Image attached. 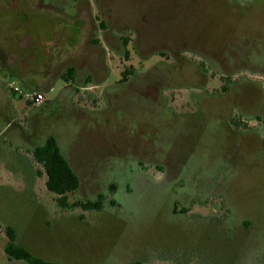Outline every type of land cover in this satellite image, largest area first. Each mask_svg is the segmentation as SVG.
<instances>
[{"label":"rangeland","instance_id":"374dc122","mask_svg":"<svg viewBox=\"0 0 264 264\" xmlns=\"http://www.w3.org/2000/svg\"><path fill=\"white\" fill-rule=\"evenodd\" d=\"M258 13L259 21L250 26L255 34L239 51L235 48L241 57H232L237 67H254L253 71L239 70L231 76L233 80L245 78L238 81L239 98L218 95L224 77L217 67L191 79L199 88L164 91L167 104L176 114L187 110V105H193L194 111L212 104L220 107L219 112L206 109L184 118L190 128L183 134L181 129L161 137L160 131L155 135L146 133L152 143L144 142L138 125L146 122L140 125L144 131L157 129L147 127L154 124L148 117L143 120L138 105H133L138 103L135 96L118 97L113 106H108L111 102L106 86L113 84L120 70L129 64L140 67L142 56L134 50L128 59L107 50L109 72L98 77L104 81L95 85L90 79L85 84L90 89L76 91L74 103L84 110L91 109L90 114L79 119L71 105L64 104L62 114L60 107L57 113H51L57 115V120L49 115L40 120L42 125H55L52 132L81 178V187L68 194L67 201L101 193L104 200L99 211L61 208L56 196L46 190L45 175L39 173L42 167L27 148H10L9 138L1 136L0 261L6 259L4 227L10 225L19 244L35 256L57 264H263L264 127L258 130L256 126L264 125V121L250 117H264V7ZM10 17L6 13L0 19V39L7 47L13 30ZM51 28L44 21L34 23L28 28L30 49L21 52L26 71L45 76L48 69L51 72L47 76L55 78L57 68L46 66L49 41L54 37ZM74 31L73 26H63V42H74ZM142 53L149 55L144 61L146 67L160 59L156 52H149V47ZM185 54L195 62L192 64L199 62L189 52ZM3 73L1 69L0 79L7 83L5 90L9 95L0 92V123L6 118L21 120L28 114L30 104L24 96L11 95L9 91L14 85L25 91V83L20 77ZM141 80L136 79L133 84ZM64 86V79L56 78L52 90L44 91L45 98L53 101ZM233 102L238 108L232 112L247 121V128L228 125L225 117ZM124 104L127 110L123 112ZM130 116H135L136 122L131 123ZM117 122L119 130H126L125 135L115 133ZM131 126L137 134L129 133ZM176 134L178 137H174ZM141 145L157 150L158 157L127 152ZM138 160L159 163L161 169L150 164L138 166ZM87 179H93V187Z\"/></svg>","mask_w":264,"mask_h":264},{"label":"flooded vegetation","instance_id":"af4514ba","mask_svg":"<svg viewBox=\"0 0 264 264\" xmlns=\"http://www.w3.org/2000/svg\"><path fill=\"white\" fill-rule=\"evenodd\" d=\"M10 2L14 3L16 10L25 5L35 8L36 12H39L45 18L44 22L51 25L54 34V37L49 41L50 48H48L47 53L50 54V58L46 66L57 68V76L49 78L47 75L51 71L48 69L45 70V76L27 71L19 76L25 83V91L34 92L38 88L44 87L45 84L41 82L42 80L52 83L58 77L63 78L64 81L69 80L68 84L63 87L53 101H48L46 98L39 104L29 101V112L26 117L21 120L14 117L6 118L0 123V128L3 129L2 137L9 138L11 141L10 148H27L31 155L34 149L43 146L50 136L55 138L60 152L64 155L56 134L52 132L56 129L55 125H42L40 120L43 117H48V115L52 117L51 113H57L59 107L62 114L64 104L71 105L72 110L78 114L77 118L79 119L92 112L91 109L84 110L80 105L74 103L73 96L78 89H90V87L85 86L87 82H90V79L96 82L95 85H99L104 81V78L98 77L103 72H109L106 58L107 50H111L113 53L122 55L123 58L127 59L130 52L134 50L135 54H141L143 58H141L139 69L133 68L131 64L122 68L119 78L110 86H106L105 89L109 92L108 96L111 102L108 106H113L118 97L135 96V100H138V103L133 105H138L143 120L148 117L151 122L149 123L154 124L152 127L149 125L147 127L157 129L144 131L140 125L146 124V122L139 124L138 133L142 136L144 142L152 143V139L147 137L146 133L155 135L157 131H160L159 136L161 137L168 131L176 133L181 129V134H183L190 128L189 121L184 118H189L194 113H202L206 109L211 110L213 113L219 112L220 107L218 105L212 104L210 108L199 106L195 111L191 109L193 105H187V110L181 112V114H176L172 107L167 104L169 99L164 91L180 88H199L200 85H195L191 79L196 75H206L207 72H212L217 67L224 77L222 84L219 86L218 95L228 96L230 94L235 99L239 98L237 89H241V85L238 81L243 82L245 78L242 76L240 80H233L231 76L239 70L253 71L254 67H237L232 57L234 59L241 57V54L236 52L235 48L239 51L243 44L249 43L255 34L250 26L252 23L259 21L258 14L260 13H258V10L264 7V0H0V19L6 13L11 14V17H13V12L9 8ZM14 13L16 14V12ZM66 24L79 27V34L72 43L63 42L64 40L60 35V29ZM137 44L140 51L135 49ZM148 47L149 52H156L160 59L146 67L144 61L149 55H144L142 51ZM27 49H30V47ZM186 52L197 57L199 62L196 65L192 64L195 62L185 54ZM31 56L29 55V57ZM250 56H253V54ZM140 78H142L141 81L133 84L136 79ZM28 79L33 82H28ZM78 83H82L83 86H77ZM5 89L0 86V92L5 91L4 93H7ZM114 91L117 92L116 95ZM9 93L11 95L15 94L12 88ZM261 93L264 95L263 90ZM130 103L129 101L127 106ZM123 106L124 112V110H127L126 104ZM234 108H238L236 104L231 108L230 114L225 117L228 125H235V127L243 125L247 128V121L232 112ZM54 116L52 118L56 119L57 115ZM179 117L184 120H181V122H178V120L173 121V119ZM250 117L255 121L258 119L264 121V117L259 114L250 115ZM123 122L125 121L123 120ZM130 122H136V117L130 116ZM116 124L115 133H126V130L121 131V129H118L120 127L118 122ZM256 127L261 130L264 125L259 124ZM230 130L232 131L233 128ZM136 131L132 126L129 127V133L134 132L137 134ZM159 136L156 137V140L159 139ZM237 136L240 137L241 134L237 133ZM174 137H178V135L176 134ZM261 139L264 140V138ZM121 148V150H124V145ZM145 148L141 145L139 148L127 152L133 151L136 154L141 153L143 155L153 154L158 157L157 150ZM108 149L110 148H107V151H109ZM73 152L71 149L72 157L74 156ZM64 157L79 180L77 188L70 192L74 193L81 187L82 181L79 174L74 170L72 161L65 155ZM146 164L153 165L156 170L161 169L159 163H146L145 160H138L136 163L138 166H145ZM87 180L90 187H93L95 184L93 179ZM46 190L49 191L47 188ZM54 195L57 202L58 195ZM99 196H102L103 207L104 197L101 193H97L93 198L87 197L84 200L75 199L74 201L94 202ZM57 204L61 208L79 207L84 211H99L97 209H83L80 206L68 205L63 207L58 202ZM8 226L10 225L4 227L6 241L3 244V252L6 259L0 261V264H18L19 262L29 264L23 259L9 257L5 253L4 246L8 241L5 228ZM16 243L24 247L17 242V238ZM39 258L52 262L42 257Z\"/></svg>","mask_w":264,"mask_h":264},{"label":"trees","instance_id":"16d2710c","mask_svg":"<svg viewBox=\"0 0 264 264\" xmlns=\"http://www.w3.org/2000/svg\"><path fill=\"white\" fill-rule=\"evenodd\" d=\"M32 156L34 161L42 167V171L39 173L45 175L46 188L58 195L57 202L61 206H80L83 209L97 210L102 208V196H99L94 202L74 201L71 204L67 202V194L73 192L77 188L79 180L75 172L69 166L64 155L60 152L54 137L50 136L43 146L35 148L32 152ZM5 233L8 237V241L4 246V251L9 257L23 259L29 264H56L43 260L33 255L26 248L18 245L16 243L15 232L10 226L5 228Z\"/></svg>","mask_w":264,"mask_h":264},{"label":"crops","instance_id":"0c3cea01","mask_svg":"<svg viewBox=\"0 0 264 264\" xmlns=\"http://www.w3.org/2000/svg\"><path fill=\"white\" fill-rule=\"evenodd\" d=\"M9 8H11L13 12V17H10L12 19L10 27H12L13 30L10 32L9 38L6 41L9 42V47H7L6 44L2 45L3 40L0 39V70H4L5 73L3 74L5 76L15 75L19 78L21 74L27 72L24 67L26 65V62L22 60L24 58V54L21 51L28 48L31 44V37L28 34V28L37 21H44L45 18L42 17L43 15L41 16L39 12H36L35 8L27 5L16 10V8L14 7V3L10 2ZM14 12H16V14ZM73 27L75 31L72 34V37L75 39L77 34H79V27ZM7 69L10 71H8ZM28 82L33 81L31 79H28ZM41 82H43L45 86L38 88L37 91L44 93V91L46 90H52L54 82H44L43 80ZM68 82L69 80H65V85H67ZM0 86H3L5 88L7 87V83L2 82V80L0 79ZM77 86H81V83H78ZM2 132L3 129L0 128V136H2Z\"/></svg>","mask_w":264,"mask_h":264},{"label":"built area","instance_id":"2783aa9c","mask_svg":"<svg viewBox=\"0 0 264 264\" xmlns=\"http://www.w3.org/2000/svg\"><path fill=\"white\" fill-rule=\"evenodd\" d=\"M12 89L18 95L24 96L26 101H31L34 104H39V103H41L42 101L45 100V94L43 92H39V91H34V92L23 91L16 85L12 86Z\"/></svg>","mask_w":264,"mask_h":264}]
</instances>
